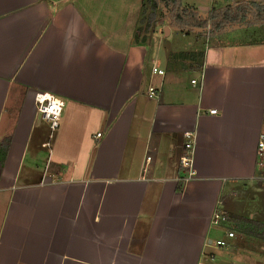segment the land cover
<instances>
[{"label":"crops","instance_id":"crops-1","mask_svg":"<svg viewBox=\"0 0 264 264\" xmlns=\"http://www.w3.org/2000/svg\"><path fill=\"white\" fill-rule=\"evenodd\" d=\"M140 3L0 0V264H264V23L135 40ZM36 91L63 100L53 142L72 150L46 169ZM214 209L255 220L262 250L214 247Z\"/></svg>","mask_w":264,"mask_h":264},{"label":"trees","instance_id":"trees-1","mask_svg":"<svg viewBox=\"0 0 264 264\" xmlns=\"http://www.w3.org/2000/svg\"><path fill=\"white\" fill-rule=\"evenodd\" d=\"M156 9L160 14L154 20L148 22L145 28L147 33L139 36L137 33L138 28L136 27L133 32V39H146L150 35L154 25L162 23L165 17L168 25L184 33L200 29L202 31L206 30L209 34H214L232 23H264V1L258 3L253 0H232L220 6H211L205 15H201L194 6H182L180 0H141L139 15L141 16L144 12L154 13ZM179 53L181 55L201 54L199 51H181ZM8 140V135L2 136L0 139V171ZM226 214V216L237 221H240V219L250 221L249 218L237 216L230 212Z\"/></svg>","mask_w":264,"mask_h":264},{"label":"built area","instance_id":"built-area-1","mask_svg":"<svg viewBox=\"0 0 264 264\" xmlns=\"http://www.w3.org/2000/svg\"><path fill=\"white\" fill-rule=\"evenodd\" d=\"M153 72L162 73L163 70L155 66L151 67ZM191 81H194L192 78ZM147 95L156 96L157 90L152 85L147 86ZM33 105L35 113L43 119L47 126L50 134L58 125L59 116L63 106V100L50 92L36 91L33 93ZM215 109H209V112H214ZM99 132H96L98 135ZM183 149L178 156V167L180 170L181 179L190 178L193 173L192 167V143L193 133L189 130L182 131ZM47 144V142H45ZM256 151L258 154L264 153V133H260L256 142ZM148 158V156H146ZM211 221L218 226L223 227V236L214 238L212 244L214 247L223 246L227 243V238L233 236V231L228 227L229 219L226 214L219 209H214Z\"/></svg>","mask_w":264,"mask_h":264},{"label":"rangeland","instance_id":"rangeland-1","mask_svg":"<svg viewBox=\"0 0 264 264\" xmlns=\"http://www.w3.org/2000/svg\"><path fill=\"white\" fill-rule=\"evenodd\" d=\"M200 1H206L205 3H209L208 2V0H200ZM224 0H213V2H212V5L213 6H216V5H218V6H220V5H223V2ZM256 1H259V0H256ZM181 3V2H180ZM162 9L160 8V11H161ZM147 11H148V9H147ZM162 12V11H161ZM160 13H159V11L156 9V12H154V13H151V12H148V13H146V12H144L140 17H139V24L137 25V28H138V30H137V33H138V35L140 34H146L147 32V30L145 29L146 27H147V25H148V22H150V21H152V20H154L155 18H156V16L157 15H159ZM201 15H205V12H202L201 11ZM151 19V20H150ZM164 20H166L165 18H164ZM163 20V21H164ZM237 23H239V24H243L244 22H237ZM161 23H159V24H156V25H160ZM245 24V23H244ZM229 25V24H228ZM170 26V25H169ZM154 27H155V25H154ZM153 27V28H154ZM171 27H173V26H171ZM152 31H153V29H152ZM263 31H264V28H263ZM174 32V29H172V31H171V33H173ZM182 32V31H181ZM240 32H244V31H240ZM183 33V32H182ZM209 34L206 30H204V31H202V33L201 34ZM173 34H177L176 32L175 33H173ZM191 39L189 40V42H192V40L195 38L194 37V35H191V37H190ZM203 40V39H202ZM162 43V42H161ZM187 45V44H186ZM41 124H43V123H41ZM43 126H45V124H43ZM55 130H57V129H54L50 134H48L49 133V130H48V126L46 125V128L43 130V132H44V139L45 140H47V145L44 147V151H45V155L47 154V152L49 151L50 152V154H49V157H48V159L46 160V162H45V164H42V166H41V168L43 167V165H45L44 166V168L46 169L47 168V166H48V164H49V167L51 168L55 163H54V161H55V159H54V157L56 156V153H57V155L59 156V157H61V155H60V153H68L69 155H70V151H72V150H70V149H68V151L69 152H65V149H60V148H56V147H54V139H55V136H56V131ZM80 144H82V142H80ZM54 147V148H53ZM83 147H81V149L79 150V152L80 151H82L83 149H82ZM53 150V153H52V155H51V151ZM77 154L78 153H76L75 154V158H76V156H77ZM257 158L259 159H261L262 157H261V155L259 156V155H257ZM43 163V162H42ZM258 196V195H257ZM255 197V198H253V199H251L250 201H249V203L250 204H248V207H252V206H254V205H257V204H259V198L258 197ZM224 211V210H223ZM225 212V211H224ZM226 214V213H225ZM227 215V214H226ZM242 217V216H241ZM227 218L229 219V220H231L230 222H229V225H228V227L230 228V229H232V231H233V236H234V242H236L237 241V243H238V245H240V246H249V247H252V246H254V247H256L257 249H261V247H258L259 245H260V241H258L256 238H257V236H259L260 234H262V231H261V226L257 223V222H254V221H244V220H241L240 219V221H237V220H234L233 218H230L229 216H227ZM252 237H253V239H252ZM255 237V238H254ZM253 240V241H252ZM256 240V241H255ZM262 246L264 247V238L262 239ZM262 250V249H261Z\"/></svg>","mask_w":264,"mask_h":264}]
</instances>
